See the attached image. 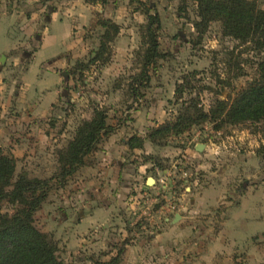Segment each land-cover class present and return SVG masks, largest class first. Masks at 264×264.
Returning a JSON list of instances; mask_svg holds the SVG:
<instances>
[{
	"label": "rangeland",
	"instance_id": "obj_1",
	"mask_svg": "<svg viewBox=\"0 0 264 264\" xmlns=\"http://www.w3.org/2000/svg\"><path fill=\"white\" fill-rule=\"evenodd\" d=\"M254 1L264 10V0ZM179 5L0 0V148L15 158V178H52L34 224L66 264H264V121H206L149 138L179 113L184 77L194 72L182 99L208 111L217 99L230 103L264 64V49L233 39L219 21L197 27L194 4ZM150 14L158 16V55L146 80ZM99 18L119 32L107 61L90 63ZM95 109L111 130L60 182L57 150ZM133 137L141 147H128Z\"/></svg>",
	"mask_w": 264,
	"mask_h": 264
},
{
	"label": "trees",
	"instance_id": "obj_2",
	"mask_svg": "<svg viewBox=\"0 0 264 264\" xmlns=\"http://www.w3.org/2000/svg\"><path fill=\"white\" fill-rule=\"evenodd\" d=\"M183 11L192 2L199 21L197 27L204 28L211 21H219L223 30L241 43H252L255 49H264V10L254 0H179ZM157 15H148L145 24L146 47L144 50L141 76L147 80V67L158 55L156 41ZM95 25L102 29L99 45L90 63L107 61L110 54L109 42L119 32L118 25L107 18H99ZM194 77V72L190 74ZM190 76H186L175 88V98L181 101V109L176 117L149 133L153 141L164 139L171 134L188 131L193 125L209 121L220 127L224 123L264 121V64L259 66L257 76L240 89L233 100L217 99L204 111L195 97L182 99L185 90L192 88ZM1 110V107H0ZM111 128L106 124V113L95 109L89 119L83 120L71 139L57 150L60 182L72 175L79 166L85 164L86 157L95 149L102 136ZM137 142V143H135ZM129 148L141 147L139 138L128 141ZM264 151V145H262ZM16 161L0 148V264H66L57 254V244L34 224V213L46 199L51 188V180L29 178L20 173L15 178ZM3 201L11 203L12 213L1 210Z\"/></svg>",
	"mask_w": 264,
	"mask_h": 264
},
{
	"label": "water",
	"instance_id": "obj_3",
	"mask_svg": "<svg viewBox=\"0 0 264 264\" xmlns=\"http://www.w3.org/2000/svg\"><path fill=\"white\" fill-rule=\"evenodd\" d=\"M0 61H1V62L3 61V57H1ZM202 147H203V144H198V145L196 146V150H197V151H201ZM147 182H148V183H153V179H152V178H149V179L147 180ZM179 217H180V216L177 214V215H175V217H174L173 220L175 221V220H177Z\"/></svg>",
	"mask_w": 264,
	"mask_h": 264
},
{
	"label": "crops",
	"instance_id": "obj_4",
	"mask_svg": "<svg viewBox=\"0 0 264 264\" xmlns=\"http://www.w3.org/2000/svg\"><path fill=\"white\" fill-rule=\"evenodd\" d=\"M54 22V21H53ZM167 220V219H166Z\"/></svg>",
	"mask_w": 264,
	"mask_h": 264
}]
</instances>
